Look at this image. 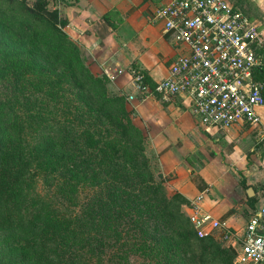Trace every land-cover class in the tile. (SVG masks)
<instances>
[{
	"label": "rangeland",
	"instance_id": "rangeland-1",
	"mask_svg": "<svg viewBox=\"0 0 264 264\" xmlns=\"http://www.w3.org/2000/svg\"><path fill=\"white\" fill-rule=\"evenodd\" d=\"M42 1L0 0V94L13 89L18 74L20 80H24L20 83L21 89L16 90L20 102L24 100L23 94H30L33 108L44 112V107L49 106L57 112L50 115L49 121L32 122L25 138L27 147L45 171L63 162L66 176H70L68 161L78 158L75 160L79 161L78 170L82 171L85 187L80 193L81 201L85 195L92 196L91 207L86 209L90 218L82 214L86 225L78 234L92 231L98 242L108 234L117 244L120 242L118 245L141 239L133 244L138 250L128 254V260L133 263L126 261L125 264H152L150 258L159 259V264H246L237 258L238 235L226 236L219 230L214 232L213 238L201 240L193 234L189 222L192 200L181 197L176 175L162 170L149 135L154 130L148 128V121L134 107L137 101L147 97L163 105L181 104L175 98L164 99L152 90L120 91L119 77L109 76L101 64H93L99 62L101 50L91 51L89 42L77 30L69 31L67 26L60 25L56 28L47 21V14L39 16L42 13L37 11V3ZM242 1V10L253 21L258 19L260 14L252 0ZM62 3V0H48L47 8L61 11ZM132 96L137 101L130 99ZM18 105L21 110V103ZM6 108L0 102L2 146L17 138L12 127L14 115ZM70 110L85 112L88 119L96 118L109 130L110 136L103 142L110 141L121 149L127 161V176L118 175L113 167L107 170L106 165L99 162L98 154L76 148L77 130L66 126L70 117L65 113ZM207 133L216 134L210 130ZM53 170L57 175L58 169ZM89 176L91 179L87 181ZM106 177L110 179L107 183L104 182ZM52 182L54 180L46 173L31 188L48 196ZM106 188L110 190L108 202L104 197ZM247 197L245 190L243 199L237 203L238 213L242 215L238 219L239 228L247 223L249 207L244 206ZM29 204L27 200L21 208ZM121 214L125 219H119ZM4 217L0 199V264H59L56 247L41 243V229L38 226L32 229L23 212L18 210L7 226L3 225ZM144 238L153 241L152 251L148 250L146 244L150 243ZM27 239L35 241L33 253L15 249L13 242Z\"/></svg>",
	"mask_w": 264,
	"mask_h": 264
},
{
	"label": "crops",
	"instance_id": "crops-1",
	"mask_svg": "<svg viewBox=\"0 0 264 264\" xmlns=\"http://www.w3.org/2000/svg\"><path fill=\"white\" fill-rule=\"evenodd\" d=\"M166 1L62 0L61 13L69 20V31L82 33L91 51L101 50L99 62L93 64H101L109 76L119 77L120 91L133 92L137 88L135 70L157 82L168 74L176 56L173 32H165L162 22L154 18L155 9ZM252 2L260 14L254 22L260 34L257 48H263L264 60V0ZM130 99L137 101L135 96ZM175 101L181 106L173 102L163 105L151 97L134 104L154 130L149 135L161 168L165 174L176 175L177 188L189 200L207 190L205 210L241 235L245 226L238 227L242 215L237 203L249 187L244 189L240 178L244 176L251 187L264 183V105L258 108L261 122L210 130L216 133L210 136L189 106L178 97Z\"/></svg>",
	"mask_w": 264,
	"mask_h": 264
},
{
	"label": "built area",
	"instance_id": "built-area-1",
	"mask_svg": "<svg viewBox=\"0 0 264 264\" xmlns=\"http://www.w3.org/2000/svg\"><path fill=\"white\" fill-rule=\"evenodd\" d=\"M165 32H173L176 56L168 74L150 88L141 71L133 72L139 90H152L164 99L180 98L208 130L261 122L264 83L256 78L264 69L257 54L259 28L229 0H167L154 12ZM204 191L191 201L189 219L197 236L215 231L238 235L225 221L205 210ZM237 258L246 264H264V196L241 235Z\"/></svg>",
	"mask_w": 264,
	"mask_h": 264
},
{
	"label": "trees",
	"instance_id": "trees-1",
	"mask_svg": "<svg viewBox=\"0 0 264 264\" xmlns=\"http://www.w3.org/2000/svg\"><path fill=\"white\" fill-rule=\"evenodd\" d=\"M240 1H233L231 3L236 9L244 12L242 7L238 5ZM47 5L48 0L37 3V11L42 13L38 15L47 14V21L54 24L56 28L59 25L66 27L69 24L68 18L62 15L58 8L49 10ZM245 14L248 16L247 13ZM248 17L251 19L250 16ZM262 52L263 48H257V54L261 59L263 58ZM1 72L0 70V75ZM143 73L145 75V83L154 88L155 82L145 72ZM18 76L17 74L13 89L6 91L5 94H0V102L3 106L7 107L6 110L10 114L14 115L15 123L12 127L17 134L14 142L5 146L0 145V199L5 211L3 225H9L18 210L23 212L32 229H35L37 226L39 230L41 229V243L44 245L52 244L56 247L55 255L58 258L59 264H125L126 261L133 263L128 260V254L131 250H138L133 244L136 245V241H140L141 239L118 245L120 242L117 244L114 238L108 234L104 238L100 237L102 242L96 240L95 234L92 231L78 234V230L84 229L83 227L86 225L82 221V214H87L86 219L90 218L86 209H90L89 200H92V196L85 195V199L81 201L82 197H80V193L85 187L82 184V171L78 170L79 161L75 160L78 158H72L68 161L70 176H66V170L63 169L65 163L63 162H59V166L55 165L49 171H45L41 167L33 151L27 147L25 134H27V129L32 126V122H36L37 119L49 121L50 115L57 112L54 109L50 110L49 106L44 107V112L36 110V108L31 106L30 94H23L24 100L20 102L17 99L16 90L21 89L20 83L24 80H20ZM255 76L264 83V69H257ZM20 103L21 110L18 105ZM54 105L57 108L55 103ZM65 114L70 117L66 126H72L77 130L76 148L81 150V152L86 151L98 154L99 162L106 165L107 170H111L113 167L118 171V175L127 176V161L121 149L110 141L103 142L104 139L110 136L109 130L105 126L100 125L96 118L88 119L86 113L81 110H70ZM82 160L85 161V159ZM53 169H58L57 175L54 174ZM46 173H49L54 180L48 196L41 195L40 190L31 188ZM89 177H86L87 181H90L91 177ZM109 181V177L104 178V182L107 183ZM240 184L244 189L252 186L251 184H247L244 176L240 178ZM260 185V187L253 185L255 192L259 191L258 194H254L253 196L247 195L246 202L249 207V212L246 214L248 216L247 222L252 217L257 216L259 201L264 196V183ZM109 191V188L105 189V193H107V196L104 195V197H107L105 202L109 201ZM181 197L185 198L182 193ZM86 198L89 199L87 200ZM27 200H30L29 206L22 209L21 206ZM105 214L109 215L108 212ZM123 214L120 215L119 219H125L126 214ZM133 219L137 220L135 217ZM189 222L192 232L197 238L201 240L213 238L214 233L205 238L198 237L190 219ZM144 239L150 243L146 244V246L149 251H152V247L154 246L153 241L148 238ZM13 244H15V249L25 251L27 254L35 251V241L30 239L16 240ZM150 259L152 264H159V259Z\"/></svg>",
	"mask_w": 264,
	"mask_h": 264
},
{
	"label": "water",
	"instance_id": "water-1",
	"mask_svg": "<svg viewBox=\"0 0 264 264\" xmlns=\"http://www.w3.org/2000/svg\"><path fill=\"white\" fill-rule=\"evenodd\" d=\"M247 193H248L249 196H253V194H254V189H253V187H249V188L247 189Z\"/></svg>",
	"mask_w": 264,
	"mask_h": 264
}]
</instances>
